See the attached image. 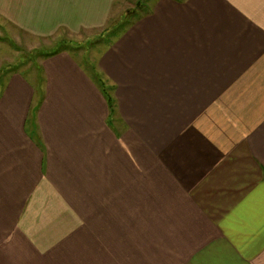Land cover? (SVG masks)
I'll return each mask as SVG.
<instances>
[{"label": "crops", "instance_id": "crops-1", "mask_svg": "<svg viewBox=\"0 0 264 264\" xmlns=\"http://www.w3.org/2000/svg\"><path fill=\"white\" fill-rule=\"evenodd\" d=\"M115 0H0L27 34ZM116 40V41H115ZM92 69L0 80V264H264V0H155Z\"/></svg>", "mask_w": 264, "mask_h": 264}, {"label": "rangeland", "instance_id": "rangeland-1", "mask_svg": "<svg viewBox=\"0 0 264 264\" xmlns=\"http://www.w3.org/2000/svg\"><path fill=\"white\" fill-rule=\"evenodd\" d=\"M154 1L115 0L114 10L101 27H61L42 36L27 34L0 16V80L9 70L36 68L45 54L62 51L72 52L96 76L104 78L97 68L99 57L140 15L151 11Z\"/></svg>", "mask_w": 264, "mask_h": 264}, {"label": "trees", "instance_id": "trees-1", "mask_svg": "<svg viewBox=\"0 0 264 264\" xmlns=\"http://www.w3.org/2000/svg\"><path fill=\"white\" fill-rule=\"evenodd\" d=\"M53 54H56V53H53ZM97 83L106 97V100L109 104V108L111 112L114 113L116 111V99L114 95V87L110 84L108 80L104 79L103 77H99V76H97Z\"/></svg>", "mask_w": 264, "mask_h": 264}]
</instances>
